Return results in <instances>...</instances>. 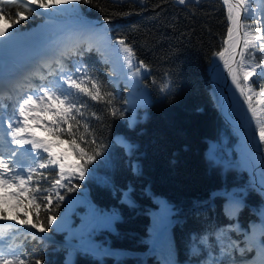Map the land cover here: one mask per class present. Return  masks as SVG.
I'll return each instance as SVG.
<instances>
[{
  "label": "trees",
  "instance_id": "obj_1",
  "mask_svg": "<svg viewBox=\"0 0 264 264\" xmlns=\"http://www.w3.org/2000/svg\"><path fill=\"white\" fill-rule=\"evenodd\" d=\"M3 8L6 15L0 21L8 25V31L31 32L29 39L22 38L29 52L61 48L58 59L62 67H47L46 79L35 76L37 83L44 82L57 91L68 75L77 78L87 72L101 89L98 100L71 90L73 100L84 107L83 115H76L70 123L77 137L91 140L94 135L97 143L104 145V154L88 165L83 181L70 178L71 184L79 185L75 191L53 190L52 204L48 205L55 216L51 225L45 223L43 206L35 208L45 194L41 191L34 193L38 197L35 202L23 193L13 209L22 225L0 226L8 245L19 249L24 264H29V258H38L42 264H228L253 254H261L264 264V248L259 243L264 241V195L253 186L238 157L241 135L220 111L211 75L216 53L226 48L228 29H233L224 0H186L184 4L179 0H92L72 4L59 16L71 21L91 19L94 24L80 28L83 33L76 34L67 47L65 36L72 30L43 29L48 21L43 11L14 8L12 0H6ZM16 10L27 18L13 23L10 13ZM258 11L257 0H248L242 52L246 67L264 63V52L253 47L261 44L264 36V32L257 35ZM231 17L235 18L234 11ZM121 38L135 53L131 68L117 43ZM89 46L92 51L86 50ZM18 54L28 58L24 51ZM140 61L147 67H140ZM138 68L139 75H135ZM260 72L257 69L258 74L247 82L252 85L257 117H252L239 90L237 96L247 117L243 125L251 138V125L257 118L264 120V97L259 95L264 76ZM165 85L167 90H162ZM84 86L92 88L87 80ZM45 135L55 141L50 133ZM257 141L258 132V145ZM78 143L86 151L95 147ZM258 146L264 149V143ZM53 152L70 157L76 165L84 163L68 143L59 144ZM21 159L32 164L30 157ZM58 171V166L51 164L38 170L29 186L50 188ZM260 176L264 181L262 165ZM232 187H237L239 195L245 193L243 204L213 196ZM56 191L65 196L58 208ZM0 212V216L10 214L1 203ZM68 217L70 224L65 221ZM33 224L54 239L27 233L26 228ZM61 225L63 229H59ZM162 228L164 253L158 249L150 253ZM78 230L82 234H77ZM83 238L88 241L83 243ZM71 239L85 246L64 243ZM235 240L242 248L233 246ZM109 250L114 253H107Z\"/></svg>",
  "mask_w": 264,
  "mask_h": 264
},
{
  "label": "snow or ice",
  "instance_id": "obj_2",
  "mask_svg": "<svg viewBox=\"0 0 264 264\" xmlns=\"http://www.w3.org/2000/svg\"><path fill=\"white\" fill-rule=\"evenodd\" d=\"M6 0H0V19H3L6 15L3 5ZM186 0H179V3L184 4ZM225 4H229V0H224ZM68 3L79 4V3H92V0H12V6L17 8L23 6L27 12H38L39 9L51 10L54 15H59L62 11L67 10L64 6ZM240 5L247 7L248 0H239ZM35 5V7H33ZM98 6V5H97ZM73 12H78V9H72ZM232 5L229 4V18L233 25L237 23L239 19V13L237 17L233 19L231 17ZM13 18V23H18L20 19H26L24 12L16 10L14 13H10ZM264 15L256 20V28L259 30L257 35L264 32ZM15 29L9 33L7 29L0 28V46L6 44L15 35ZM233 29H228V41L232 39ZM247 35V34H246ZM264 39V36H262ZM117 43L122 47V50L127 54V63L129 67H132V58L135 56L133 49L125 43L123 38L119 39ZM245 48H248L249 42L245 41ZM253 47H258L260 51L264 52V43L254 44ZM87 51H92L93 48L89 46ZM98 51V49H97ZM228 51L226 47L223 51L216 53L221 59H224L225 53ZM264 60V57H261ZM56 64L60 65L61 60L57 59ZM140 67L146 68L142 61L139 62ZM44 67L50 68V64L43 65ZM224 66L228 69L231 76L232 82L236 89L239 90L242 96L248 103V110L251 111L252 117H257V109L253 105V89L250 84H247L250 77L257 75V69H261L259 75L264 76V63H255L251 67H246L244 63L243 54L241 53L240 61L236 67H233L229 63L228 59H224ZM77 72H80L77 69ZM242 73V76H241ZM39 75L40 79H46L44 75ZM51 74V73H50ZM135 75H139V68ZM87 80L92 88L84 86V81ZM244 81L245 83H242ZM67 85V87H64ZM72 89H76L79 93H84L90 96L93 100L101 98V89L95 80L87 74V72L80 73V76L73 78L72 75H68L67 79L64 80L63 85L57 91H52L47 87H41L34 94H26L16 104L13 116L8 118L7 127L0 128V187H17L19 190L11 193V195L20 199L23 193L30 194V198L35 202L37 196L34 193H40L43 191L45 194L40 197L41 204H36L35 208L40 209L42 206L46 212L45 223L51 225L55 216L51 214V210L48 205L52 204L53 190L59 188H66L67 192H73L79 187L78 184H71L70 178L75 176L79 180L85 179V173L89 171L88 165L93 164L98 156H102L104 145L97 143L96 137L93 135L91 140H85L84 136L77 137L76 132L73 131L74 125L70 123L76 119V115H83L81 109L84 105L78 104L73 100ZM94 89V91H93ZM0 90H2V84H0ZM162 90H167L165 85ZM111 95V94H106ZM261 97H264V89L259 92ZM108 103H112L109 99ZM33 113H36L33 115ZM113 115L117 112L113 109ZM123 115V112L119 113ZM93 115H95L93 113ZM47 118V119H45ZM251 124V121H250ZM67 125V127H63ZM75 127L77 130L80 127L79 121L76 122ZM85 133L89 132L87 124L84 126ZM37 128H43L45 132L50 133L55 137V141L41 138L37 135ZM252 136L255 139L258 132V145L264 143V120L257 118L255 124L251 125ZM66 135L67 139L61 137ZM86 145H95L86 151L80 147V143ZM68 143L70 148L75 151L76 155L80 157L84 163L79 165H66L64 163L65 156L63 154H57L53 152V148L59 144ZM15 145L17 147H12ZM25 145L30 146L24 148ZM47 154L45 157L44 154ZM261 155L264 157V149L261 150ZM21 157H30L32 164H28L26 159ZM58 166V178L51 181V187L41 190L37 185L35 188L30 187V182L33 181L34 174L38 173V170L45 169L49 165ZM262 167H264V159H262ZM67 169V171H66ZM43 175V173H40ZM68 179L69 183L65 184L62 181ZM57 203L55 207H59L64 202L65 196L61 195L59 191L55 193ZM237 203H239L237 201ZM35 210V209H34ZM2 214V212H0ZM95 215V213H93ZM40 223V217L37 215V224ZM264 223V221H262ZM37 224H33L36 227ZM3 238V233H0V239ZM264 247V242H262ZM0 264H24V260L18 255H14L12 250L9 249L6 252L3 248H0ZM29 264H42L40 259L29 258Z\"/></svg>",
  "mask_w": 264,
  "mask_h": 264
},
{
  "label": "rangeland",
  "instance_id": "obj_3",
  "mask_svg": "<svg viewBox=\"0 0 264 264\" xmlns=\"http://www.w3.org/2000/svg\"><path fill=\"white\" fill-rule=\"evenodd\" d=\"M257 2L259 4V11H258L257 17L261 18V16L264 15V0H257ZM229 4H231V3L229 2ZM33 6L35 7V5H33ZM70 6H72V3H68L64 7L67 9ZM39 10L43 11L48 16V21H47L46 25L43 27V29L49 30L51 32H55V31H58V30L64 28L62 33H65L66 31L69 32V31L72 30L71 33L69 32V34L67 36H65L64 46H66V47L69 46L74 41V38H75L76 34H79V33L82 34L83 33L82 30L80 29L81 27H77L79 25L75 26L74 22L66 20V19L64 20L63 17H60L59 15H54L51 12V10H47V11L45 9H39ZM232 11H234V13H235L233 5H232ZM7 27H8L7 24H5L2 21H0V28L6 29ZM8 32L11 33L10 31H8ZM30 36H31V32H27L24 35L21 34V33H17L16 32L12 39H10L3 46H0V52L6 53L8 56H10L11 60L15 61V64H14V67H13L14 69L19 67V64L23 65V62H24V64L28 65L31 61H34V60H36L37 58H40V57L43 58V59L40 60V63L45 64L46 62H49V58H51L50 55L51 56L53 55V53H46L43 50L42 51L34 50V51H30L29 52V48L30 47H29V45L27 43H24L22 41V38L29 39ZM261 43H264V39H262ZM19 51H24V53L26 52L25 55L29 56V57L24 59L22 56H18V52ZM8 53H12V55H9ZM44 53H46L48 55H46L44 57V55H45ZM31 58H33V60H31ZM56 60L57 59H56V56H55L54 62H50L49 64H51L54 67L56 65V62H55ZM238 61H239V59L235 62L233 67H236V65H237L236 63H238ZM27 65H25V66H26V69L28 70V73L25 74L26 76L25 75L23 76V79H22L23 81H21V83L14 84V86H13V87L17 88L15 90V95L5 97V99H8L6 101L9 102V104H8L9 107L6 108L5 105H1L0 104V114L6 113L8 118L13 116V112L15 110L16 104L23 98L24 95H26V94H34L41 87H47V88L51 89L46 83H43V82L42 83H37V82H35V79H33L32 82L29 83V85L27 86V83L32 79L33 76L34 77L35 76H39V75H36L37 70L35 71V69H38V73H39V71H41V69L44 68V66H37V67L35 66L36 67L35 68L34 65L32 66L31 63H30V65H28V66ZM56 67H60V65L57 64L54 67V69ZM214 84H215V82H214ZM251 87H252V85H251ZM26 88L27 89L34 88L35 92L34 91L25 92L27 90ZM215 88H216V92H217V101H218V104H219L218 86L216 84H215ZM230 88H231L230 96H231V101H232V107L234 108V110L236 111L237 116L240 117L242 122L246 121V118H247L246 117V113L240 109V104H239V101L237 100L238 89H236V87L233 84V82H231ZM35 114L36 113H33V115H35ZM36 131H38V134H39L40 137L52 140V139L48 138L45 135V134H47V132H45L43 128H37ZM252 139L253 138H251V140ZM253 140L255 141V139H253ZM24 148H29V146L25 145ZM250 152H251L252 159L254 160V162H256V160H258V158H257L258 156H257L256 153H254L255 151L253 150L252 147L250 148ZM238 157H239L240 161L242 162V165L248 171H250L245 166L244 162L242 161V158L240 156V152H239V156ZM64 163L66 165H76L75 162L68 156L65 157ZM249 173L251 175V172H249ZM18 190L19 189L17 187H8V188L0 187V203L5 205L6 209H9V211H10V214L8 216H0V224H2L4 226H7V225H22L23 224V222H20L18 217L15 216L14 210H13L17 205H19L20 199H17V197L11 195V193L16 192ZM231 190L235 191V190H237V188L234 187ZM229 193H231V192L228 191V194ZM232 196H233V194H231V195L229 194V199L230 200L234 201V200L238 199L237 197H232ZM93 213H95V212H93ZM95 215H96V213H95ZM27 216L30 217V215H27ZM65 221H66L67 224H70L72 222V219L68 217ZM63 228H64V226H62V225L59 227V229H63ZM26 232L34 234V235H37V236H39V237H41L43 239H46V240H53L54 239V237H52L51 235L47 234L44 230L38 229L37 227L29 226V227L26 228ZM76 233L77 234L78 233L82 234V231L78 230V231H76ZM84 241H88V238H83L82 242L84 243ZM262 242H264V241L262 239H260L259 243L262 244ZM64 243L68 244V245H71V243H76L77 245L85 246L83 243L76 242L75 240H72V239L71 240H67ZM233 246H236L238 249L242 248L240 243L237 240H235L233 242ZM11 250H12V253L14 255L20 256L18 248H14V249H11ZM258 255L261 256V254H258ZM259 258L260 257H252V258H250L248 260L240 258V259L232 261L231 264H256L257 261L263 260V258H260V259Z\"/></svg>",
  "mask_w": 264,
  "mask_h": 264
},
{
  "label": "bare ground",
  "instance_id": "obj_4",
  "mask_svg": "<svg viewBox=\"0 0 264 264\" xmlns=\"http://www.w3.org/2000/svg\"><path fill=\"white\" fill-rule=\"evenodd\" d=\"M229 2L234 6L235 18L237 17V13H239V19L237 20V23L233 25L232 39L227 43L226 47L228 48V51L225 53L224 59H228L229 63L234 65L238 59L240 60L241 53L243 52V50L240 51L239 49L241 5L238 0H229ZM8 54L12 55V53H8ZM41 59L42 58H37L36 60L32 61L31 62L32 66L33 65L34 67L35 66L37 67L38 65L43 66L44 64L40 63ZM224 59H221L218 56L217 63L214 65L212 70V79L216 82V85L218 86L219 104L224 116L240 132L241 135L240 156L245 166L250 170L249 172H251V177L254 185L258 188H264V182L259 177L258 172L256 171L257 163L254 162V160L251 157L250 148L253 146L252 140L243 133L242 124L239 121V119L235 116L237 115L236 111L230 105L229 102L228 95L231 93L230 84L232 82V79L231 76L229 77L228 69L224 66ZM14 64L15 61L11 60L10 56H8L4 52H0V70H1L0 75H5L4 76L5 79L0 82V84H2V90H0V95L2 94L15 95V90L17 88L13 87L14 84L21 83V81H23L22 80L23 76L28 73L26 67L15 72L16 68L15 69L13 68ZM32 80L33 78L27 83V85H29V83H31ZM37 135L39 136L38 131H37ZM223 194L229 197V194L231 195L232 193L228 194L227 192L223 191ZM232 197H236V196L233 195ZM237 200H239V198L234 201Z\"/></svg>",
  "mask_w": 264,
  "mask_h": 264
},
{
  "label": "water",
  "instance_id": "obj_5",
  "mask_svg": "<svg viewBox=\"0 0 264 264\" xmlns=\"http://www.w3.org/2000/svg\"><path fill=\"white\" fill-rule=\"evenodd\" d=\"M239 1V0H238ZM77 21H82V19L81 20H76V22ZM243 32H244V6L243 5H241V15H240V44H239V49H240V51H242L243 50ZM240 61V60H239ZM213 70V69H212ZM212 74V73H211ZM229 77H230V74H229ZM228 97H229V102H230V105L232 106V101H231V96H230V94L228 95ZM219 108H220V111L222 112V109H221V107L219 106ZM223 114V113H222ZM223 116H224V114H223ZM238 119H239V121L241 122V124H242V131H243V133L246 135V136H248V134H247V131H246V128L244 127V125H243V122H242V120L240 119V117L239 116H237V115H235ZM224 118L227 120V118L224 116ZM228 121V120H227ZM229 122V121H228ZM230 123V122H229ZM231 124V123H230ZM232 125V124H231ZM233 126V125H232ZM233 128L235 129V130H237L234 126H233ZM238 132H239V130H237ZM240 133V132H239ZM248 138H249V136H248ZM251 142V141H250ZM252 144H253V142H252ZM253 149L258 153V155H259V160H258V163H257V165H256V171L258 172V175H259V177L261 178V176H260V168H261V162H262V159H264V157H262V155H261V148L258 146V145H255V144H253ZM262 179V178H261ZM264 182V181H263ZM252 184H253V186L254 187H256L255 185H254V183H253V181H252ZM257 189H259L260 191H261V193L264 195V188H258V187H256ZM218 194H223V191H220V192H215V193H213V196H216V195H218ZM165 230V228H162L160 231H159V233H158V235H157V237H156V239H155V244H154V246L157 244V242H159V239H160V237H161V234L163 233V231Z\"/></svg>",
  "mask_w": 264,
  "mask_h": 264
},
{
  "label": "built area",
  "instance_id": "obj_6",
  "mask_svg": "<svg viewBox=\"0 0 264 264\" xmlns=\"http://www.w3.org/2000/svg\"><path fill=\"white\" fill-rule=\"evenodd\" d=\"M226 191V190H225ZM229 192H233L232 190H229ZM234 195V194H233ZM234 196H236V197H238L239 199H242L243 197L242 196H237V195H234Z\"/></svg>",
  "mask_w": 264,
  "mask_h": 264
}]
</instances>
